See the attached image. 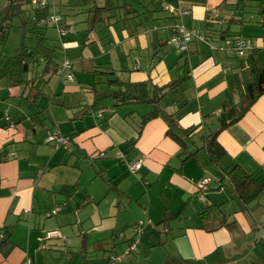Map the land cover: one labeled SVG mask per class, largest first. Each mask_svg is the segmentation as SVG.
<instances>
[{
	"label": "crops",
	"instance_id": "crops-1",
	"mask_svg": "<svg viewBox=\"0 0 264 264\" xmlns=\"http://www.w3.org/2000/svg\"><path fill=\"white\" fill-rule=\"evenodd\" d=\"M67 1L68 12L93 9L90 14L82 12L87 18L88 30L75 38L70 23L57 10L61 4L55 0L51 10L60 13L62 19L51 30L55 29L59 37L53 40L50 30L47 35L54 42H60L55 47L63 53L62 61L70 58L74 70L76 62L80 63V72L68 81L64 80V74H48V81L32 92L25 91L24 87L0 85V156L6 159H0V232L3 235L0 264H25L28 260L30 264H73L74 256L81 257L78 264H88L90 253L96 254L94 258L99 260L91 264H106V260H113L112 255L121 252L123 258L117 255L114 264H264V234L261 236L264 191L246 202L237 197L228 176L229 170L239 165L254 174L259 184L264 183V94L238 122L219 133L218 141L226 151L219 165L211 164L202 140V135L208 132L206 128L217 127L208 121L213 118L217 121L222 110L240 111L250 75L248 57L256 55L257 50L264 55V36L254 39L243 31L235 32L232 25L231 33L236 38L252 44L243 56L228 47L232 38L219 39L217 29L221 24L205 31L209 40L194 38L186 50H175L167 43L177 23L204 34V20L229 22L234 16L224 12L227 4L236 5L241 0ZM248 1L253 0L243 2L246 7L259 4L258 0V3ZM111 2L134 13L130 19L112 26L111 22L116 19L106 21L109 26L100 21L94 25V11L98 15V7L107 9ZM170 6L177 8L176 12L181 9L188 12L173 13L168 9ZM263 21L261 16V26ZM105 27L108 32L102 30ZM60 30L68 33L62 37ZM65 43L69 45L67 48ZM48 44L54 47L51 41ZM137 52L139 57H134ZM177 52L179 55L172 54ZM128 57L133 66L126 60ZM233 57L238 59V64L231 61ZM111 69L117 70L119 83L110 82L108 73L96 72ZM39 90L41 94L34 97ZM116 90L129 101L118 100L113 92ZM42 97H48L50 113L46 112V103L41 105ZM71 97L73 106L68 105ZM135 103H151L155 107L143 114L136 109L124 113L136 122L133 128L137 136L130 140L115 125V117L119 116L116 109ZM26 104L32 105L31 111H25ZM155 110H158L157 116L141 127L143 116ZM169 115H174L183 129L198 128L191 139L185 140L187 154L167 134ZM51 134L67 137L68 144L47 142ZM8 143L11 144L6 150ZM71 150L75 164L82 159L93 162L97 157L104 158L111 150L128 162L141 160L134 172H143V178L134 175L132 186L127 188L139 195L136 200H140L138 205L142 211L123 219L120 226L110 229L103 238L102 231L109 225L99 226L109 216H101L97 221V215H92L91 223L86 217L89 230L99 234L93 244L87 230L80 233L82 238L76 243L70 237L71 224L77 219L82 222L83 208L92 204L96 200L94 195L99 194L84 185L82 178L76 179L77 189H73L70 170L61 167L68 159L65 151ZM146 176L153 181H148ZM203 177L210 181L199 189L197 181ZM139 181L144 182V191L136 188ZM107 184L109 192H116L122 199L130 194L111 180ZM78 191H83V200L78 204L79 212L71 213L74 204L69 203ZM56 206L61 210L55 220H42L49 218L46 213ZM143 218L153 219L152 223L156 221L157 226L149 227L138 248L129 251L137 233L134 228L126 230L131 226L127 222ZM48 227L60 235L53 238L67 243L53 242L45 246L43 242L53 239L46 236ZM68 245L76 251L69 253Z\"/></svg>",
	"mask_w": 264,
	"mask_h": 264
},
{
	"label": "trees",
	"instance_id": "trees-1",
	"mask_svg": "<svg viewBox=\"0 0 264 264\" xmlns=\"http://www.w3.org/2000/svg\"><path fill=\"white\" fill-rule=\"evenodd\" d=\"M55 1V0H54ZM52 0H48L46 4H42L41 2L33 3L32 0H9L6 8L0 13V43L2 46L8 40L7 34L3 31L5 23L4 21L8 20L10 17H20L22 28V37L19 46L14 50V52L10 55L4 54L3 51L0 53V78L6 77L8 78V87H24L25 91L32 92L33 89L39 88V85L42 83H46L48 81V74H56L58 73V69L62 64V55L63 53L59 52L57 47L49 46L48 41H53L47 35V32L52 29L55 25H48L44 20L48 16L53 13L51 10ZM259 4L256 5L259 8V14L264 18V0H258ZM204 2V1H203ZM108 9V10H107ZM105 8L98 7L99 14L97 15L96 11L95 15H93V24L95 25L97 21L106 23L111 22L112 19H116L115 22H111V26L118 23L123 22L130 19V15L133 14V10L130 8H123L118 3L111 2L110 6ZM93 11L92 8L89 9H79V13L88 12L90 14ZM104 11L107 14H104ZM60 14V13H58ZM119 19V20H117ZM107 21V22H106ZM208 20H204L203 23V32L205 38L208 39L206 35L207 31H210L212 27L217 26V22H210ZM244 17H234L229 20V22H224L221 24V27L217 29V33L219 34V39L222 40L224 38H236L232 33V25L235 23H245ZM184 25V24H183ZM224 25L226 27H224ZM264 26V21L262 22ZM185 26V25H184ZM95 28V26H93ZM187 28V27H186ZM190 29V28H189ZM193 29V28H191ZM213 30V29H212ZM206 31V32H205ZM232 32V33H231ZM233 36V37H232ZM27 39H33L35 41L34 44H27ZM209 40V39H208ZM256 50V49H254ZM257 54H250L248 57L249 60V68L250 75L248 76L249 81L245 84V100L242 104L240 111L236 112L234 110H222L217 119V127H209L206 128L208 132H205L202 135L203 140V148L206 151V154L209 157V160L212 165H219L222 159L226 155V151L222 147V145L218 141V136L221 131L226 129L232 123L238 122L250 109V107L255 103V101L264 94V55L260 52ZM57 60V61H56ZM41 67L40 73L38 74L37 69ZM37 72V73H36ZM99 74L108 73L110 74V82L119 83V78L117 74V70L111 69L110 71H96ZM102 76V75H100ZM102 78V77H100ZM124 83V82H122ZM30 84V86H29ZM120 90V89H119ZM119 90L113 91L116 95V98L121 100L122 102H127V97H120ZM126 91H124V95ZM41 94L40 90L34 94V97H37ZM30 97V94H28ZM27 96V97H28ZM119 103H117L118 105ZM157 111L147 113L143 116V124L156 117ZM167 121L170 122V128L167 131V134L172 137L175 141L179 142L182 149H184L183 153L188 151V146L186 144V138L191 139L192 135H194L197 131V127H190L183 129L178 121L174 118V115H169ZM175 128V129H174ZM205 129V126L202 127ZM202 131V130H201ZM141 133V132H140ZM65 138V137H64ZM67 139V137L65 138ZM11 143H8L5 146V149L9 147ZM0 159H5L0 156ZM6 160V159H5ZM228 176L230 177V182L233 186V190L236 193L237 197L244 201L251 202L256 199L263 191H264V183L259 184L258 180L255 178L254 174H250L246 172L239 165L233 166L229 172ZM205 178V177H203ZM201 180V179H200ZM199 181V180H198ZM197 181V182H198ZM198 187V186H197ZM201 189V188H199ZM54 207L52 208V210ZM51 210V211H52ZM50 211V212H51ZM209 209L206 211L208 212ZM59 213V212H58ZM57 214V213H56ZM56 214H51V217ZM208 215V214H206ZM205 216V215H204ZM151 226H157L151 224L147 226L141 233L139 239L135 237L131 240L130 245L138 240V246L140 245L143 234L147 233V229ZM135 230V229H134ZM57 231V230H56ZM48 232V231H47ZM137 233V231L135 230ZM4 242H2L3 244ZM1 246V245H0ZM135 249V250H136ZM134 250V251H135Z\"/></svg>",
	"mask_w": 264,
	"mask_h": 264
},
{
	"label": "rangeland",
	"instance_id": "rangeland-1",
	"mask_svg": "<svg viewBox=\"0 0 264 264\" xmlns=\"http://www.w3.org/2000/svg\"><path fill=\"white\" fill-rule=\"evenodd\" d=\"M59 3L61 5H59L57 7V10L62 12L65 16V19H67V22L70 23V28L72 30V32L74 33V37H77V34L79 35H84L86 33V31L88 30L89 26L87 23V18L85 16L84 13H79L77 11H71L68 12L67 7H69V1L67 0H58ZM243 2H246V0H241L240 3H236V5H228L227 4V10H225L224 12L226 13L227 16L231 15L234 17H244L245 15V23L239 24V25H233L232 28L235 29V32L237 31H243L245 34L251 36L252 38L256 39V38H260L264 36V27L261 26L260 21H261V16L259 15V8L258 6H256V4H251L249 7H246ZM248 3H258L257 0H253V1H248ZM7 4V0H0V13L3 11L4 7ZM240 8H237L239 7ZM253 21V22H251ZM1 23V21H0ZM5 26L3 31L7 34L8 36V42L2 46L0 44V53L3 52L7 53V54H12L14 49L16 47L19 46L20 42H21V37H22V28L20 27L21 25V19L20 17H10L7 21H4ZM223 21H218L217 25L222 24ZM225 26V25H224ZM102 30H104L105 32H108V30L105 28H103ZM97 34V33H96ZM50 35L51 37L55 40L57 39V31L55 29L50 30ZM72 35V34H71ZM93 36V35H92ZM259 36V37H258ZM59 37V35H58ZM0 43H3V41H1ZM35 41L33 39H27V44H34ZM56 44H60L59 41H51V45L55 46ZM66 44V43H65ZM61 45V44H60ZM67 45V44H66ZM69 45L66 46V48ZM65 48V49H66ZM5 50V51H4ZM234 50V49H233ZM235 51V50H234ZM174 56L175 55H179V53H172ZM139 52H137L136 54H134V57H139ZM70 59V58H69ZM126 60L129 62V64L131 66H133V62L130 59V57L126 58ZM71 61V67H70V73L72 74V76L75 78L74 75H76L75 73H79L80 72V67L81 64L76 62L75 64V69H73V61L70 59ZM231 61L234 64H238V59L236 57L231 58ZM60 76V75H59ZM57 76V77H59ZM64 76V80L68 81L66 78V75H62ZM8 78L6 77H2L0 78V85H4L5 87L8 86ZM85 85V84H83ZM47 84L45 87V91L47 92L48 88H47ZM101 100V99H100ZM41 105H43L44 103H46V112L48 111V113H50V109L49 108V101H48V97H42L41 98ZM206 100L204 101V104L207 106L206 104ZM28 107L27 109H25L26 112L31 111V106L32 105H28L26 104ZM68 105H74V98L71 97L69 99ZM155 105L151 104V103H135V104H129V105H123L118 107L117 113L119 114V116L115 117V125L118 128V130L122 133H124L127 136V139H134L137 135V131H135V128H133V126L136 122H133L131 115L128 114V116H125L124 113L126 112H130L132 109H136L138 111V113H146L149 112L151 110L154 109ZM66 109L71 110V108L65 107ZM176 109H178L177 106H175ZM38 109V108H34ZM171 111L172 108L170 107ZM45 113V112H44ZM29 115H32L31 113ZM107 115H109V112H107ZM128 117V119L125 120V118ZM208 119V118H207ZM208 123H211L210 125L217 126V121L216 119L214 120L211 119L208 121ZM212 127V126H211ZM129 140V141H130ZM129 145V142H128ZM74 151V150H73ZM65 154L67 155L68 159L67 161L65 160V165H62L61 167L63 169L67 168V170H70L71 175H72V179H73V189L76 190L77 189V184L76 179L77 178H82L83 179V183L84 185H86L89 189L92 190V192H99V194H97L98 196L94 195L96 200L90 204L89 206L83 208L82 212V222L80 220H76L74 221L71 226L73 227V230L71 229V233H70V237L71 239L74 241V243H76L80 238H82V235L80 234L83 231H88L90 233V244H93V241L96 240L99 236V234L97 232H92L91 230H89V224L92 222L91 221V217L92 215H97V217L95 218V220L100 221V217L101 216H109L108 218H106V221L101 224L99 226V228H107L109 225V228L102 231V238L104 237V235L111 229L116 228L117 226L121 225V221H123V219L125 218H130V216L134 213V212H141L142 208L141 206L138 205V201L140 200H136L138 198L139 195L133 194L130 190H128L127 187L132 186V180L134 175H136L138 177V179H142L144 173L140 172V174H142L139 177V173L137 172H131L129 170V164L130 162H128V160H125L124 158H121L120 156L116 155L112 150L109 151L106 156L104 158H96L95 160H93V162H89L88 160H80V162L78 164H75V159L73 157V153L72 150L70 151V153L67 151H65ZM175 159H177L176 157H174ZM137 173V174H136ZM104 177H107L108 179H110L112 181V183L116 184L117 186H119L120 188L128 191L130 194H128L127 197H124L123 199L120 198L116 192L111 191L109 192V185L107 184L108 182H110V180L108 179H104ZM146 179L148 181H153L150 177L146 176ZM131 184V185H130ZM137 186L136 188H141L142 191H144L146 189L144 182H137ZM97 189V190H96ZM139 194L140 191L138 189ZM83 191H78L77 194L72 198V202L69 203V205H73L74 206L70 209V212H79L78 208V204L81 203V201L83 200ZM142 204V203H141ZM143 205V204H142ZM78 206V207H77ZM68 211V209H67ZM65 211V212H67ZM264 212V210H263ZM111 215V216H110ZM86 217L88 218V220L86 219ZM156 217V216H155ZM44 218V217H43ZM44 221L46 220H55V215L52 217H49L47 219H43ZM143 221V225H146L148 223V221H153V219H148V218H143L141 219ZM156 222V221H155ZM152 223L153 225H155L156 223ZM127 223L131 224V226H128L126 228V230H129L132 228L135 229V226L140 223V219L139 220H132L130 219ZM264 223V220H263ZM95 225H98V223L95 222ZM145 227V226H144ZM46 231H56V230H51L50 227H48ZM65 236L67 235L66 233H64ZM262 234H264V230H262L261 232V236H263ZM47 236V234H46ZM60 235H56L55 237H59ZM140 237V232L137 231L136 234V239H139ZM53 242H57L61 245H64V243H67V241L64 242V240H62L61 238H53L51 240H48L47 242H43L45 246H47L48 244H52ZM128 249V248H127ZM67 251L69 253L71 252H75L76 249L71 248L69 245L67 247ZM126 251V248H125ZM123 252L121 253H117L115 255H112L113 260H116L117 255H119L118 257H122ZM96 254L90 253L89 255V261L87 262L88 264L91 263H95L99 260H97L96 258H94ZM110 255V253H109ZM70 256V255H69ZM98 256L101 257V252H98ZM81 260V257H77L74 256V262L73 264H78ZM113 260H106V264H114L115 261ZM84 261V260H83Z\"/></svg>",
	"mask_w": 264,
	"mask_h": 264
},
{
	"label": "built area",
	"instance_id": "built-area-1",
	"mask_svg": "<svg viewBox=\"0 0 264 264\" xmlns=\"http://www.w3.org/2000/svg\"><path fill=\"white\" fill-rule=\"evenodd\" d=\"M48 0H32L33 3H38L41 2L42 4H46ZM168 9H170L171 12L175 13L177 11V8H174L172 6L168 7ZM179 11V10H178ZM188 11L181 9L179 12L176 13H187ZM61 15L58 13H53L50 16H48L46 18V20H44L46 22V24L48 25H55V26H59L60 22H61ZM61 32V36H65L68 31L66 30H60ZM194 38H199L201 40L206 39L205 35L201 33V31L199 29L193 28V29H189L186 28V26H184L183 24H175L174 25V30L173 33L171 34V36L169 37L167 43L168 45H170L173 49L175 50H186L188 48L189 43L194 39ZM229 48H232L236 51V53L239 56H243L244 53L246 52V50H248L249 48L252 47V44L250 42H248L247 40L243 39V38H236V39H232V41L229 42L228 45ZM71 61L69 58H65L60 66V68L58 69V73L59 74H64L66 75V78L68 80H72L73 76L70 73V67H71ZM100 114H102V112H100ZM47 142H52L55 141L57 142L58 145L60 144H68V140L65 139L62 136H57L55 134H51L46 138ZM141 165V160H136L134 162H130L129 164V170L134 172L136 171ZM210 179L209 178H202L201 180H199L197 182V186L198 188H205L206 184L209 183ZM61 210V208L59 206L54 207V209L51 212L47 213V216H50L51 214H56ZM143 221L140 220V223H138L135 226V230L138 232H142L147 226H150L152 224V221H148V223L146 225H144L142 227ZM47 237L48 238H53L55 237L58 232L57 231H51V232H46ZM3 239V235L0 232V241H2ZM138 244V240L134 241L129 248V251H133L136 249ZM25 264H30L29 260L25 263Z\"/></svg>",
	"mask_w": 264,
	"mask_h": 264
},
{
	"label": "clouds",
	"instance_id": "clouds-1",
	"mask_svg": "<svg viewBox=\"0 0 264 264\" xmlns=\"http://www.w3.org/2000/svg\"><path fill=\"white\" fill-rule=\"evenodd\" d=\"M136 161V160H135ZM132 162H134V161H132Z\"/></svg>",
	"mask_w": 264,
	"mask_h": 264
}]
</instances>
